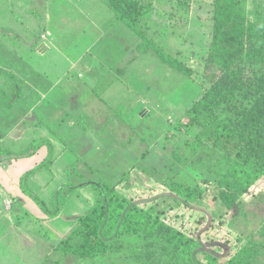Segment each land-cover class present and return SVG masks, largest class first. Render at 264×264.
I'll return each instance as SVG.
<instances>
[{
    "label": "rangeland",
    "instance_id": "374dc122",
    "mask_svg": "<svg viewBox=\"0 0 264 264\" xmlns=\"http://www.w3.org/2000/svg\"><path fill=\"white\" fill-rule=\"evenodd\" d=\"M141 1L149 4L145 38L178 58L189 76L162 64L151 51H138L137 38L114 21L103 0H0V89L13 103L0 105V143L2 148L18 144L13 148L23 151L31 140L48 137L55 156L66 153L50 174L41 171L27 182L48 208L72 163L82 175L72 186L97 181L136 201L157 198L172 186L200 191L206 204L218 194L220 156L186 117L212 72L207 53L213 0ZM255 4L264 17V0ZM12 87H18V95ZM20 101L33 110L17 125L26 114ZM32 120L35 126L27 132ZM12 133L16 137L8 136ZM7 169L0 165V264H184L159 241L138 236L123 237L121 250L95 259L59 251L58 241L73 218L96 203L97 193L90 185L80 186L49 220L20 192L25 171L9 168L8 175ZM201 216L175 209L165 219L201 238L206 253L226 258L238 248L250 264H264V194L238 200L227 227L214 224L229 233L232 248L211 242L209 234L201 236L209 222L196 231Z\"/></svg>",
    "mask_w": 264,
    "mask_h": 264
},
{
    "label": "trees",
    "instance_id": "16d2710c",
    "mask_svg": "<svg viewBox=\"0 0 264 264\" xmlns=\"http://www.w3.org/2000/svg\"><path fill=\"white\" fill-rule=\"evenodd\" d=\"M103 2L112 12L114 21L137 38L138 51H151L162 64L190 75L178 58L145 38L144 13L148 3L141 0ZM207 61L212 71L209 83L186 111L189 125L198 129L199 138L204 136L210 141L212 149L220 156L219 191L207 204L200 191L180 186H172L169 192L148 201H136L114 185L97 181L80 180L79 185L72 186L73 178L82 176L72 163L68 166L71 170L65 172L67 182L52 194L51 208H48L27 182L37 173L50 170L54 164L52 142L45 138L34 139L23 151L15 153L10 148L0 147L2 163L30 158L41 147L46 148L44 159L19 177V189L49 220L57 218L80 186L90 185L97 193L96 203L73 218L74 225L58 241L59 251L81 259H95L121 250L123 237L138 236L159 241L184 264H250L245 252L238 248H233L226 258L204 252L201 238L169 224L165 217L175 209L198 211L203 218L196 231L209 222L201 236L209 234L211 242L225 243L232 248V237L214 224L227 227L238 200L264 194V17L255 0H213ZM10 91L18 95V87ZM8 95V91L0 89V105L6 108L13 104L9 103ZM63 195L65 198L60 203ZM44 235L53 236L46 232ZM224 248L219 247L221 253Z\"/></svg>",
    "mask_w": 264,
    "mask_h": 264
},
{
    "label": "crops",
    "instance_id": "0c3cea01",
    "mask_svg": "<svg viewBox=\"0 0 264 264\" xmlns=\"http://www.w3.org/2000/svg\"><path fill=\"white\" fill-rule=\"evenodd\" d=\"M32 93V91L30 92V94ZM20 103V105H21V107H22V109H26V114H24L23 116H22V119H21V121L20 122H18L17 123V125L19 124V123H22V122H24L25 120H28V118H30V115H31V111L33 110V108L32 109H30L31 107L30 106H32V104L30 103V106L29 105H27L25 102H22V101H20L19 102ZM16 125V126H17ZM35 125H34V123H33V120L32 121H30L29 123H28V126H27V128H28V131L27 132H30L31 131V128L32 127H34ZM25 129H23L22 131H21V133L24 131ZM26 131H24L23 133H22V135L21 136H23L24 134H25V132ZM11 135V137H16V135L17 134H15V133H12V134H9L8 136H10ZM0 142L1 141H4L3 140V138H2V135H1V137H0ZM45 139H48V137H45ZM49 140V139H48ZM50 141H53L52 139L50 140ZM15 145H18V144H15ZM15 145L14 144H10L8 147H6V148H10V151H12V152H19V151H16L13 147H15ZM0 147H1V149H6V148H2L3 146H1V143H0ZM43 149V148H42ZM38 150V153L36 154V155H33V157H31V158H28V159H31L30 160V162L28 163H24V161H22L23 159H20V160H11V161H5L4 162V164H6V165H8V169H7V172L6 173H8V175H10L9 174V168L11 169V171H13V170H17V168H19V171H20V173H21V171L22 172H24V171H27L26 169H31L32 167H34L35 165H37L38 163H40L41 161H42V159L46 156V148H45V151H43V150ZM66 153H63V154H56V158H55V161H57L58 160V157H60V156H62V155H65ZM43 155V158L41 157ZM40 156V157H39ZM24 159H27V158H24ZM2 163H0V165H1ZM25 167H27L26 169H24ZM16 168V169H15ZM50 169H52V167L50 168ZM47 172H49V170H46ZM49 174H50V172H49ZM8 177V176H7ZM3 178H4V176H2V177H0V180H3ZM1 189V188H0ZM53 220H55V219H53Z\"/></svg>",
    "mask_w": 264,
    "mask_h": 264
}]
</instances>
